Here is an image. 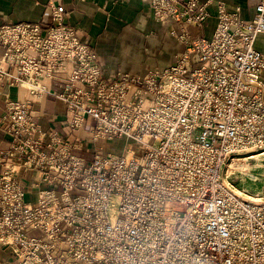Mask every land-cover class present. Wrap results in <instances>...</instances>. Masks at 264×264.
<instances>
[{
	"label": "built area",
	"instance_id": "built-area-1",
	"mask_svg": "<svg viewBox=\"0 0 264 264\" xmlns=\"http://www.w3.org/2000/svg\"><path fill=\"white\" fill-rule=\"evenodd\" d=\"M149 1L185 48L144 77H110L61 0H49L48 27L0 25V83L28 95L0 115V248L12 264H264V195L225 173L264 151V0L251 19L215 4L210 39L188 29L213 15L210 0ZM46 94L66 104L72 139L36 120ZM117 140L121 153L104 152ZM85 142L89 163L76 153Z\"/></svg>",
	"mask_w": 264,
	"mask_h": 264
},
{
	"label": "crops",
	"instance_id": "crops-1",
	"mask_svg": "<svg viewBox=\"0 0 264 264\" xmlns=\"http://www.w3.org/2000/svg\"><path fill=\"white\" fill-rule=\"evenodd\" d=\"M208 1V0H202ZM213 15L201 26L188 29L194 36L210 39L217 26L215 4L224 2L229 10L241 8V17L251 19L255 14L256 0H210ZM67 15L66 23L77 27L82 36L96 52L99 62L110 77L122 73H132L141 77L151 71H163L170 67L175 57L183 52L184 44L177 38L180 32L176 24L162 25L153 15L149 0H61ZM49 0H0V25L3 24H40L51 25ZM255 48L264 54V34L257 37ZM192 60L197 63L196 55ZM49 85V82L46 81ZM27 90L22 87L0 83V115L7 110L9 101H24ZM36 120L44 131H58L66 137L72 132L65 124L67 106L55 96L46 94L33 105ZM83 136L84 131L78 132ZM71 139L73 138L70 137ZM10 137L0 130V150L9 147ZM125 143L115 141L101 144L121 148ZM94 145L85 142L76 153L88 163L93 159ZM31 175V174H29ZM28 199L32 193L31 181L25 175L20 176ZM12 252L9 248H0V264H12Z\"/></svg>",
	"mask_w": 264,
	"mask_h": 264
},
{
	"label": "rangeland",
	"instance_id": "rangeland-1",
	"mask_svg": "<svg viewBox=\"0 0 264 264\" xmlns=\"http://www.w3.org/2000/svg\"><path fill=\"white\" fill-rule=\"evenodd\" d=\"M123 146L109 147L104 149L106 151H113L115 153H121ZM256 155L249 159H245L246 156ZM229 163L234 165L225 169V173L229 180L240 190L245 191L252 196L264 195V151L253 152L240 156L236 160ZM28 200V197H27ZM38 235V234H37Z\"/></svg>",
	"mask_w": 264,
	"mask_h": 264
},
{
	"label": "bare ground",
	"instance_id": "bare-ground-1",
	"mask_svg": "<svg viewBox=\"0 0 264 264\" xmlns=\"http://www.w3.org/2000/svg\"><path fill=\"white\" fill-rule=\"evenodd\" d=\"M256 155H252V156H247L245 159H249V158H251V157H255ZM239 158V157H238ZM232 165H234V164H232V163H229L228 164V168L230 167V166H232Z\"/></svg>",
	"mask_w": 264,
	"mask_h": 264
}]
</instances>
